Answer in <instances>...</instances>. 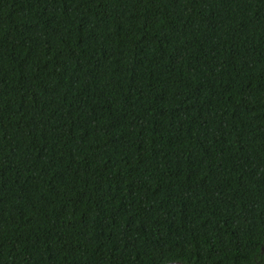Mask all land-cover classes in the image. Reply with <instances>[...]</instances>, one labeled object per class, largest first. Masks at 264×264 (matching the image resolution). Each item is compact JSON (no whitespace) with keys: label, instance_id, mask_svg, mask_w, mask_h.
<instances>
[{"label":"trees","instance_id":"16d2710c","mask_svg":"<svg viewBox=\"0 0 264 264\" xmlns=\"http://www.w3.org/2000/svg\"><path fill=\"white\" fill-rule=\"evenodd\" d=\"M264 0H0V264H264Z\"/></svg>","mask_w":264,"mask_h":264},{"label":"water","instance_id":"95a60500","mask_svg":"<svg viewBox=\"0 0 264 264\" xmlns=\"http://www.w3.org/2000/svg\"><path fill=\"white\" fill-rule=\"evenodd\" d=\"M262 250L264 252V246H263ZM169 264H183V263H181V262H173V263H169Z\"/></svg>","mask_w":264,"mask_h":264}]
</instances>
